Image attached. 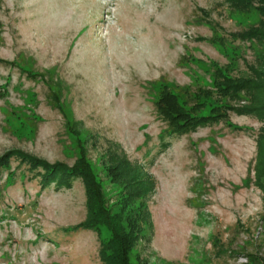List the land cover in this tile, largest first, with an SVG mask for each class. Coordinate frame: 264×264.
I'll list each match as a JSON object with an SVG mask.
<instances>
[{
  "label": "rangeland",
  "instance_id": "374dc122",
  "mask_svg": "<svg viewBox=\"0 0 264 264\" xmlns=\"http://www.w3.org/2000/svg\"><path fill=\"white\" fill-rule=\"evenodd\" d=\"M256 20L247 0H0V261L105 264L94 231L66 229L86 216L83 181L46 186L20 160L71 166L79 136L112 202L136 196V171L155 181L142 261L264 264V207L247 181L259 123L228 110L160 139L150 85L181 86L193 106L213 68L246 72L256 46L230 35Z\"/></svg>",
  "mask_w": 264,
  "mask_h": 264
},
{
  "label": "trees",
  "instance_id": "16d2710c",
  "mask_svg": "<svg viewBox=\"0 0 264 264\" xmlns=\"http://www.w3.org/2000/svg\"><path fill=\"white\" fill-rule=\"evenodd\" d=\"M247 3L255 10L257 20L241 32L230 35L233 41L250 42L256 46L253 60L246 62L244 74L234 76L227 69L213 68L212 89L200 91L202 97L197 98L194 103L196 107L186 105L181 94L190 92L181 86L172 87L162 81H155L150 85L158 89L154 105L167 123L160 139L182 135L195 131L199 126L217 123L228 110L259 123L255 136L252 177L247 181L259 190L264 207V0H247ZM25 64L21 61L22 66ZM211 97H214V100L210 102L208 99ZM197 107H209V110L199 112L195 110ZM73 141L76 155L71 166L61 163L48 164L24 155H21L20 160L26 163L28 170L36 171L35 174L43 185L47 186L53 182L56 187H69L72 179L80 178L83 181L86 216L77 225L66 229L94 231L100 243V258L105 264H150L141 260L136 245L152 232V221L144 194L150 196L153 193L155 181L149 173L142 174V178L138 179L139 172L136 171L129 183L139 187L136 196L123 194L119 200L112 202L111 195L105 191L97 170L85 155L80 137L75 136ZM6 165L7 162L0 164ZM261 224L264 226V214L261 216ZM249 259L250 262L254 261L252 256H249Z\"/></svg>",
  "mask_w": 264,
  "mask_h": 264
},
{
  "label": "built area",
  "instance_id": "2783aa9c",
  "mask_svg": "<svg viewBox=\"0 0 264 264\" xmlns=\"http://www.w3.org/2000/svg\"><path fill=\"white\" fill-rule=\"evenodd\" d=\"M0 264H5V263H3V262L0 261Z\"/></svg>",
  "mask_w": 264,
  "mask_h": 264
}]
</instances>
